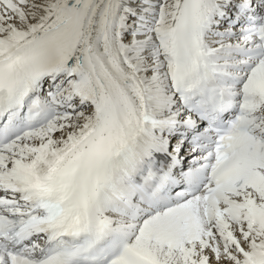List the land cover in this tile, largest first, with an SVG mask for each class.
<instances>
[{"label": "snow or ice", "instance_id": "obj_1", "mask_svg": "<svg viewBox=\"0 0 264 264\" xmlns=\"http://www.w3.org/2000/svg\"><path fill=\"white\" fill-rule=\"evenodd\" d=\"M0 264H264V0H0Z\"/></svg>", "mask_w": 264, "mask_h": 264}]
</instances>
